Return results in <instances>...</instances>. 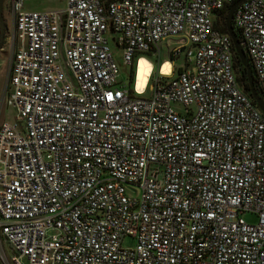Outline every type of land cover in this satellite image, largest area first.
Instances as JSON below:
<instances>
[{"label": "built area", "instance_id": "obj_1", "mask_svg": "<svg viewBox=\"0 0 264 264\" xmlns=\"http://www.w3.org/2000/svg\"><path fill=\"white\" fill-rule=\"evenodd\" d=\"M233 1L26 11L11 0L16 118L0 124L9 264H264V117L214 26ZM231 25L264 96V0L240 2ZM139 60L150 69L137 90Z\"/></svg>", "mask_w": 264, "mask_h": 264}, {"label": "rangeland", "instance_id": "obj_2", "mask_svg": "<svg viewBox=\"0 0 264 264\" xmlns=\"http://www.w3.org/2000/svg\"><path fill=\"white\" fill-rule=\"evenodd\" d=\"M64 0H23V9L24 10H44L47 8H57L63 6ZM2 16H3V23L5 26L4 31V41L2 49L0 50V124L4 121H12L16 118V110L14 106L7 101L8 93L6 92V80H7V73L8 67L10 63L11 53L13 44L11 41V33L13 30L11 15H10V3L9 0H3L2 3ZM109 45L112 49L113 55L115 56L116 60L120 62V49L117 48L114 43L111 41V36H109ZM148 60H151L150 56H146ZM182 61V54L180 57L177 58V65H180ZM155 69V66L153 65ZM235 71V69H234ZM128 75V68L122 64L119 66V76L122 79H127ZM171 106L175 110H182V106L177 103H171ZM244 218L248 221H253V218L246 214ZM133 239L130 237H125L121 241V245L123 247H130L133 245ZM5 254V255H4ZM11 255V251L9 245L4 241L3 237L0 236V264H9L7 262V258Z\"/></svg>", "mask_w": 264, "mask_h": 264}, {"label": "water", "instance_id": "obj_3", "mask_svg": "<svg viewBox=\"0 0 264 264\" xmlns=\"http://www.w3.org/2000/svg\"><path fill=\"white\" fill-rule=\"evenodd\" d=\"M242 1L244 0H235L232 3H230V5L228 6L225 17H224V28H225V32L227 33L228 37L231 40L234 55L237 57V59L239 60V63L244 69L246 87H247L249 97L251 98L256 108L259 110V112L264 117V101L262 100V98L258 95V93L255 90V87L253 85V79H252L253 76H252L250 65L247 61V58L241 46L238 43L236 34L233 31V28L231 25L233 11L235 7ZM2 3H3V0H0V50L2 49V45L4 41V31H5V26L3 23V16H2Z\"/></svg>", "mask_w": 264, "mask_h": 264}, {"label": "trees", "instance_id": "obj_4", "mask_svg": "<svg viewBox=\"0 0 264 264\" xmlns=\"http://www.w3.org/2000/svg\"><path fill=\"white\" fill-rule=\"evenodd\" d=\"M229 5L230 4L225 5L223 7V9L221 11H219L217 18L214 21V26L220 32H225V28H224V17H225V14H226V11H227V8H228ZM235 33H236V35L238 37V32L236 30H235ZM232 67H233V72H234V77H235V83H236L237 87L250 100V102L253 105H255L254 102L249 97V94H248V91H247L244 69L241 66V64L239 63V60L237 59V57L234 55V52H233V56H232ZM234 69H235V71H234ZM252 79H253V85L255 87L256 92L258 93V95L264 101V96L261 93V90H260L259 85L257 84V82L254 79V77Z\"/></svg>", "mask_w": 264, "mask_h": 264}, {"label": "bare ground", "instance_id": "obj_5", "mask_svg": "<svg viewBox=\"0 0 264 264\" xmlns=\"http://www.w3.org/2000/svg\"><path fill=\"white\" fill-rule=\"evenodd\" d=\"M150 69V65L146 63L144 60H139L138 65H137V71H136V76H135V88L138 90L141 88L143 85L146 76L148 75V71ZM168 65L164 63L160 67V71L163 73L168 72Z\"/></svg>", "mask_w": 264, "mask_h": 264}, {"label": "crops", "instance_id": "obj_6", "mask_svg": "<svg viewBox=\"0 0 264 264\" xmlns=\"http://www.w3.org/2000/svg\"><path fill=\"white\" fill-rule=\"evenodd\" d=\"M62 7V6H61ZM57 8H60V7H57ZM47 9H54V8H47ZM26 11H28V10H26ZM32 11V10H31Z\"/></svg>", "mask_w": 264, "mask_h": 264}, {"label": "flooded vegetation", "instance_id": "obj_7", "mask_svg": "<svg viewBox=\"0 0 264 264\" xmlns=\"http://www.w3.org/2000/svg\"><path fill=\"white\" fill-rule=\"evenodd\" d=\"M11 2V0H9V3ZM3 46V45H2Z\"/></svg>", "mask_w": 264, "mask_h": 264}]
</instances>
